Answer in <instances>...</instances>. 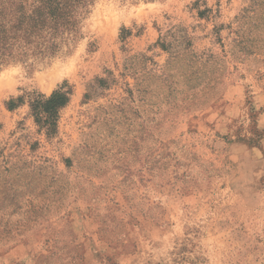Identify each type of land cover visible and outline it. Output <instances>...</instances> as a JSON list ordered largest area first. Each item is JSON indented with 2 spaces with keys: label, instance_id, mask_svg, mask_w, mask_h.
I'll return each instance as SVG.
<instances>
[{
  "label": "rangeland",
  "instance_id": "rangeland-1",
  "mask_svg": "<svg viewBox=\"0 0 264 264\" xmlns=\"http://www.w3.org/2000/svg\"><path fill=\"white\" fill-rule=\"evenodd\" d=\"M0 264H264V0H98L0 69Z\"/></svg>",
  "mask_w": 264,
  "mask_h": 264
},
{
  "label": "trees",
  "instance_id": "trees-1",
  "mask_svg": "<svg viewBox=\"0 0 264 264\" xmlns=\"http://www.w3.org/2000/svg\"><path fill=\"white\" fill-rule=\"evenodd\" d=\"M97 1L0 0V69L17 63L33 66L71 52L85 17ZM71 95L72 89L64 84L49 97L31 96L35 121L48 134L56 133L60 112ZM17 105L12 101L9 107Z\"/></svg>",
  "mask_w": 264,
  "mask_h": 264
},
{
  "label": "bare ground",
  "instance_id": "bare-ground-1",
  "mask_svg": "<svg viewBox=\"0 0 264 264\" xmlns=\"http://www.w3.org/2000/svg\"><path fill=\"white\" fill-rule=\"evenodd\" d=\"M21 81V80H20Z\"/></svg>",
  "mask_w": 264,
  "mask_h": 264
}]
</instances>
